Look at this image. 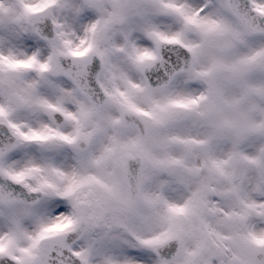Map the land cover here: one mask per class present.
Returning <instances> with one entry per match:
<instances>
[{
    "label": "snow or ice",
    "instance_id": "1",
    "mask_svg": "<svg viewBox=\"0 0 264 264\" xmlns=\"http://www.w3.org/2000/svg\"><path fill=\"white\" fill-rule=\"evenodd\" d=\"M0 264H264V0H0Z\"/></svg>",
    "mask_w": 264,
    "mask_h": 264
}]
</instances>
